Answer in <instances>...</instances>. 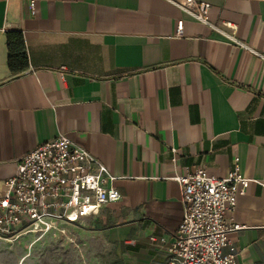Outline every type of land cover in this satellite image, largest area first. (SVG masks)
<instances>
[{"label": "crops", "instance_id": "1", "mask_svg": "<svg viewBox=\"0 0 264 264\" xmlns=\"http://www.w3.org/2000/svg\"><path fill=\"white\" fill-rule=\"evenodd\" d=\"M204 1L219 29L165 0H36L34 14L0 0V193L26 153L67 135L120 193L72 226L100 264H165L183 218L174 177H225L236 158L256 182L226 215L245 226L229 237L238 264H264V0ZM10 31L26 42L17 75Z\"/></svg>", "mask_w": 264, "mask_h": 264}, {"label": "built area", "instance_id": "2", "mask_svg": "<svg viewBox=\"0 0 264 264\" xmlns=\"http://www.w3.org/2000/svg\"><path fill=\"white\" fill-rule=\"evenodd\" d=\"M32 14L36 0H28ZM194 20L219 29L208 19L211 3L204 0H165ZM184 35V22L177 36ZM175 160V159H174ZM115 178L88 150L65 134L26 153L17 173L6 179L0 193V238L14 240L31 233L38 237L61 235L85 217L96 216L103 206L118 201ZM182 222L173 234L165 264H238V251L230 233L243 229L227 220L235 210L238 195L246 193L251 180L241 173L239 158L225 177L205 169L178 174ZM152 243L162 239L151 237Z\"/></svg>", "mask_w": 264, "mask_h": 264}, {"label": "rangeland", "instance_id": "3", "mask_svg": "<svg viewBox=\"0 0 264 264\" xmlns=\"http://www.w3.org/2000/svg\"><path fill=\"white\" fill-rule=\"evenodd\" d=\"M66 229L64 235L26 234L12 242L4 240L7 253L2 264H100L98 252L87 247L78 231Z\"/></svg>", "mask_w": 264, "mask_h": 264}, {"label": "trees", "instance_id": "4", "mask_svg": "<svg viewBox=\"0 0 264 264\" xmlns=\"http://www.w3.org/2000/svg\"><path fill=\"white\" fill-rule=\"evenodd\" d=\"M6 41L9 53L8 67L12 74H20L29 66L24 35L21 31H10L7 33Z\"/></svg>", "mask_w": 264, "mask_h": 264}, {"label": "bare ground", "instance_id": "5", "mask_svg": "<svg viewBox=\"0 0 264 264\" xmlns=\"http://www.w3.org/2000/svg\"><path fill=\"white\" fill-rule=\"evenodd\" d=\"M9 242H12L13 240H8Z\"/></svg>", "mask_w": 264, "mask_h": 264}]
</instances>
